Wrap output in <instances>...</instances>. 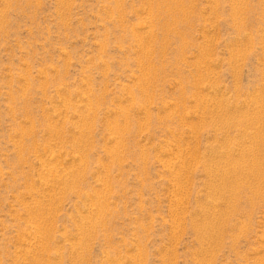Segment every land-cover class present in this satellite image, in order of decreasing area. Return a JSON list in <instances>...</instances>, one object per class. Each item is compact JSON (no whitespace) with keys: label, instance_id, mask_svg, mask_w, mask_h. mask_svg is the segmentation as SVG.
Returning <instances> with one entry per match:
<instances>
[{"label":"rangeland","instance_id":"rangeland-1","mask_svg":"<svg viewBox=\"0 0 264 264\" xmlns=\"http://www.w3.org/2000/svg\"><path fill=\"white\" fill-rule=\"evenodd\" d=\"M263 178L264 0H0V264H264Z\"/></svg>","mask_w":264,"mask_h":264},{"label":"bare ground","instance_id":"bare-ground-1","mask_svg":"<svg viewBox=\"0 0 264 264\" xmlns=\"http://www.w3.org/2000/svg\"><path fill=\"white\" fill-rule=\"evenodd\" d=\"M192 132V131H191ZM54 157H55V155H54ZM45 168V167H44ZM253 168H254V166H253ZM256 168V167H255ZM46 170V169H45ZM219 175V174H218ZM264 179V178H263ZM220 182V181H219ZM230 183V182H229ZM237 184V183H236ZM221 190V189H220ZM237 190V189H236ZM231 191V190H230ZM229 196V195H228ZM221 200V199H220ZM221 202V201H220ZM199 206V205H198ZM211 208V207H210ZM211 210V209H210ZM212 211V210H211ZM219 216V215H218ZM207 223V222H206ZM209 226V225H208Z\"/></svg>","mask_w":264,"mask_h":264}]
</instances>
